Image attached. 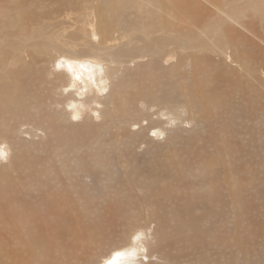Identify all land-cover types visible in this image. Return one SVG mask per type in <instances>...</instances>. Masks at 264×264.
<instances>
[{
    "label": "bare ground",
    "instance_id": "bare-ground-1",
    "mask_svg": "<svg viewBox=\"0 0 264 264\" xmlns=\"http://www.w3.org/2000/svg\"><path fill=\"white\" fill-rule=\"evenodd\" d=\"M201 1L218 14L198 5L190 8L187 0H92L81 6L65 1L67 12H80L83 18L73 31L74 44L82 47L52 52L55 46L43 40L45 52L28 61L20 53L28 44L40 42L36 40L40 29L22 33L21 25L4 23L5 14L0 13V264H196L188 260L207 243L215 258L223 254L233 259L247 241L236 238L216 209L227 200L253 228L261 226L252 235L264 240V220L251 202L254 194L263 201L264 180L258 182L251 171L231 164L229 152L240 148L225 135V124L241 117L237 112L247 122L264 112V82L241 80L224 69H234L238 58L242 71L251 64V53L241 54V38L233 36L230 28L240 21L245 28L249 20L242 16L247 7L264 18V0L230 10L223 8L222 0ZM22 13L18 11L17 21ZM137 20H147L152 30L135 25ZM118 30L127 39L111 45ZM135 31L144 36H138L140 44L129 54L121 48ZM170 47L181 54L160 55L166 63H159L161 77L151 72L140 84L135 70L129 78L133 89L122 99L111 90L130 70L113 58L150 60V55ZM8 48L17 52L9 57ZM180 67L187 68L189 75L181 74ZM40 77L50 81L51 112L37 123L41 135L38 144L31 145L18 140L14 130L27 105L42 107L41 89L34 85ZM121 100H127L126 107L119 105ZM60 115L69 127L55 133L61 125L54 116ZM79 124L89 137L85 147L79 145L82 132L73 128ZM112 127L115 132L107 142L105 131ZM25 144L31 154L25 152ZM63 146L72 162L68 165L60 162ZM121 147L132 153L167 151L141 167L152 227L136 217L127 219L130 209L119 200L104 197L96 202L78 190L86 189L84 184L98 175L76 166L81 151L100 154L99 169ZM186 170L195 182L194 200L188 194L175 195L174 179ZM62 186L64 191L59 189ZM197 205L210 209L201 211ZM204 222L216 223L221 234L216 232L209 241L198 238L194 225ZM133 249L135 256L117 260L120 252Z\"/></svg>",
    "mask_w": 264,
    "mask_h": 264
},
{
    "label": "rangeland",
    "instance_id": "rangeland-1",
    "mask_svg": "<svg viewBox=\"0 0 264 264\" xmlns=\"http://www.w3.org/2000/svg\"><path fill=\"white\" fill-rule=\"evenodd\" d=\"M65 1H69L72 4H79V6H81L83 2L92 0H0V13L5 14L3 20L4 23L9 25H16V23H18L22 26L20 28L23 30L22 33L30 34V29L35 27L40 29L39 33L36 31L34 34L35 36L41 34L36 37V40H40V42L33 47L31 44H28V46H25V48L21 51L20 54L23 56L24 60L28 61L29 59L36 58L32 56L39 53L43 54L45 52V47L42 46L43 40L44 43H46L45 40H47L49 45L55 46L50 48L53 50L52 52L60 50L61 48L82 47L79 44H74L73 31L77 25L81 24L83 18L80 16V12H67L66 10L69 6L67 4H63ZM187 2L190 8H194L195 5H198L200 8H209L213 15L218 14L216 9L208 7L209 3L207 1L187 0ZM258 2H262V0H222L221 4L223 8L230 10L232 8H244L249 4L258 5ZM247 8H249V10L242 16L243 20H249V22L245 25V28H243V21H240L238 25H234L230 29L233 36H239L241 38L239 41L241 45L238 47L241 54L243 55L242 51L244 53L245 51L251 53V64L248 69L242 71L240 68L242 62L238 58L236 63H234V69H224L230 74H238L241 80L250 81L252 83H258L259 81L264 82V18L259 17L253 8ZM18 11L23 12L19 21H17ZM33 11L36 13L34 15L35 17L32 14ZM29 19H33L34 21L30 23ZM145 21L137 20L135 25L142 24L149 29L153 28L152 25L150 27L147 26ZM120 34L119 30L115 32L114 38L111 40V45L116 44L119 46L127 39L124 38V36H119ZM138 36L144 35L142 32L135 31V36L131 35V40L127 41L126 45H124L121 49L126 53L132 54L133 50L140 44L139 41L141 39L138 38ZM244 46L247 47L246 50ZM7 47L9 46H6V48ZM10 48H8L10 53L8 52L7 55L12 57L17 51L15 48ZM6 50L7 49H5V51ZM27 51L28 53H26ZM157 53L159 55L156 53L150 55V60L145 57H139L135 61H130L131 58L129 57L126 59L121 57L117 59L116 57L113 58L116 62H123V67L129 68L130 70L124 74L123 78L118 79V81L112 85L111 90L120 93L122 99L127 92L133 89V83L129 81V78H133V72L135 70L136 75L134 78L140 84L145 83V80L147 79L146 74L148 73L152 72V75L158 74L161 77L162 74L159 73V63H166L163 61L164 56L160 55H178L181 54V51L170 47ZM171 62L174 63V61ZM21 66L23 65L21 64ZM179 70H181V74L189 75L187 68L180 67ZM32 72L34 73L35 71L32 69ZM177 72L179 71H176V73ZM26 73H29V68L26 69ZM34 79V76L30 77L31 82L34 81ZM173 80L175 83L179 81L175 76L173 77ZM24 84L26 83L24 82ZM34 85L36 89H38V87L41 89L40 95L43 100L42 107L37 108L34 105H27V110L21 116L20 124L17 123L14 130L17 131L16 135H18V140H22L24 143L31 145H37L39 142L38 137L41 135L38 130L37 123L43 119L46 112H51L48 108L51 95L50 81L46 77H40ZM168 104L171 109L173 107L176 108V104ZM119 105L121 107H126L127 100L124 102L121 100ZM236 115H241V117L235 118V121H230L225 124V135L229 138L228 140H234L237 144L236 146L240 148L237 153H235L234 149L231 153L229 152L231 156V164H235V167L238 169L251 171L256 181L262 182L264 180V112L259 111L257 116L248 120V122L242 120L243 116L240 111L237 112ZM60 117H62V115L59 117L54 116V119H56L61 125V129H57L55 133L66 132L67 130L65 128L69 127L63 119H60ZM5 128L6 127L4 126L1 130L3 131ZM73 128L76 129V131L82 132L84 137H81L79 145L81 147H85L89 142V137L83 133V127L79 124L73 126ZM114 130L115 128L112 127L105 131V139L107 142L108 140H111V137L115 132ZM28 144H25V147L27 148L25 152L27 154H31L32 151L29 150ZM136 151L137 153H132L129 149L124 147H121L119 150L112 151L109 162L99 169L96 167V163L99 160L100 154L97 153L91 155L85 150L81 151L79 155L80 160L76 162V166L80 167L82 165L84 167H88L93 170L94 174L97 172L98 175H95L97 176V179L92 183L84 184L87 186L86 189L78 190L87 192L90 200L96 202L102 200L104 197L119 200L130 209L127 219L136 217L137 221L141 223L142 221H147L148 226L152 227L154 224L153 221L147 219L148 211H146V209L151 205V203L146 198L147 184L146 179H144V174L141 172V167L145 163L163 158L167 151L160 153H157L156 150L141 151L137 149ZM60 152L62 154L60 162L64 165L72 163L70 162L68 148L66 146L61 147ZM187 159L189 158L187 157ZM187 172V170L181 171L179 176L175 177V195L180 197L188 194L191 196L192 200H194L193 194L195 182L191 177H189ZM82 181L87 180L83 179ZM59 189L61 191L65 190L63 186L59 187ZM173 190L174 189L171 186V192L174 194ZM251 202L256 208L257 214L264 220V199L261 201L260 198L254 194V196L251 197ZM197 207L201 211L204 209H210L205 208L202 205H197ZM216 209L221 211L222 220L231 226V229L235 232L236 238L245 239L247 241L246 248H240L236 252L233 259L228 258L223 254H219L215 258L209 249L208 245L210 243H207L200 248L194 259L188 261H194L196 264H264V240H255L252 235L254 228L258 230L261 226L253 228L243 212L232 209L229 200H227L224 205L218 206ZM205 215L206 213H203V216ZM215 225L216 223L213 222L195 224L194 230L197 237L203 241H209L216 232L221 234L219 227H216ZM204 259L205 261H203ZM151 261L156 262L157 260L152 258ZM183 264H185V262Z\"/></svg>",
    "mask_w": 264,
    "mask_h": 264
},
{
    "label": "clouds",
    "instance_id": "clouds-1",
    "mask_svg": "<svg viewBox=\"0 0 264 264\" xmlns=\"http://www.w3.org/2000/svg\"><path fill=\"white\" fill-rule=\"evenodd\" d=\"M77 78H79V77H77ZM125 255H127V256H135L136 255V250L133 249V250L127 252V253L120 252L119 255L117 256V260L120 261L121 257L125 256ZM106 264H109V261H107ZM112 264H115V261H113Z\"/></svg>",
    "mask_w": 264,
    "mask_h": 264
}]
</instances>
